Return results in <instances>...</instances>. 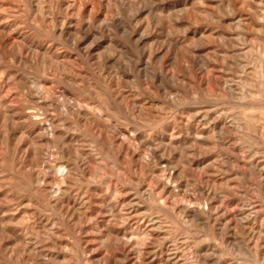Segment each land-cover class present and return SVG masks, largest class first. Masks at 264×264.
I'll use <instances>...</instances> for the list:
<instances>
[{
	"label": "rangeland",
	"instance_id": "1",
	"mask_svg": "<svg viewBox=\"0 0 264 264\" xmlns=\"http://www.w3.org/2000/svg\"><path fill=\"white\" fill-rule=\"evenodd\" d=\"M0 264H264V0H0Z\"/></svg>",
	"mask_w": 264,
	"mask_h": 264
}]
</instances>
